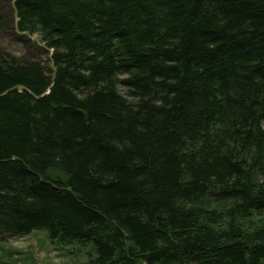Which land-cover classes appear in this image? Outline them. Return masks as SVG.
I'll list each match as a JSON object with an SVG mask.
<instances>
[{"label":"trees","instance_id":"16d2710c","mask_svg":"<svg viewBox=\"0 0 264 264\" xmlns=\"http://www.w3.org/2000/svg\"><path fill=\"white\" fill-rule=\"evenodd\" d=\"M0 6V239L87 264H264V0Z\"/></svg>","mask_w":264,"mask_h":264},{"label":"rangeland","instance_id":"374dc122","mask_svg":"<svg viewBox=\"0 0 264 264\" xmlns=\"http://www.w3.org/2000/svg\"><path fill=\"white\" fill-rule=\"evenodd\" d=\"M12 0H0L5 12L12 16ZM0 49L19 55L22 46L8 35H0ZM0 264H87L86 257L70 254L52 242L43 231L21 238L0 239Z\"/></svg>","mask_w":264,"mask_h":264}]
</instances>
